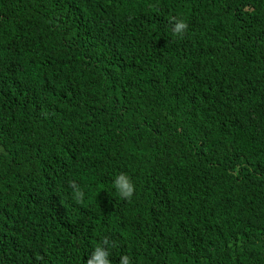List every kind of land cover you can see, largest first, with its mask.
<instances>
[{"label":"trees","instance_id":"obj_1","mask_svg":"<svg viewBox=\"0 0 264 264\" xmlns=\"http://www.w3.org/2000/svg\"><path fill=\"white\" fill-rule=\"evenodd\" d=\"M16 2L0 7V264H86L105 237L111 264H264V0Z\"/></svg>","mask_w":264,"mask_h":264},{"label":"clouds","instance_id":"obj_2","mask_svg":"<svg viewBox=\"0 0 264 264\" xmlns=\"http://www.w3.org/2000/svg\"><path fill=\"white\" fill-rule=\"evenodd\" d=\"M16 0H0V7L1 6H15ZM187 28L186 23L183 20L177 21L173 27L172 32L177 37H182L185 30ZM8 32H13L7 29H4ZM170 169L168 167H163L159 169L160 173L163 174L165 177L170 176ZM112 187L115 190V195L120 199L130 200L132 199L134 192H135V185L131 181V179L126 174H118L112 180ZM69 188L71 189V197L77 203H80L84 200L85 191L84 189L75 181H69ZM17 198L12 195H5L3 198V202L5 203L8 200ZM162 229L155 223L149 221L146 235L156 237L161 235ZM250 241L248 239L245 242H239L236 245H231V249L233 252H240L242 257L244 258L248 254V250L250 247ZM111 245L109 243L108 238H104L101 243L97 244L91 254L86 261V264H111L110 262V249ZM130 257L128 255H122L120 257V264H130ZM253 261V256L251 258Z\"/></svg>","mask_w":264,"mask_h":264}]
</instances>
